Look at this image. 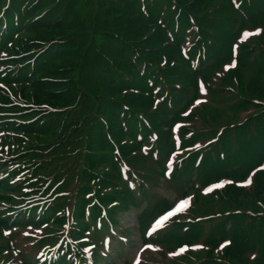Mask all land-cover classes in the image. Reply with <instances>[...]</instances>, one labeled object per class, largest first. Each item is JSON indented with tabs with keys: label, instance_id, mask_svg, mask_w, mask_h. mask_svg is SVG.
<instances>
[{
	"label": "trees",
	"instance_id": "1",
	"mask_svg": "<svg viewBox=\"0 0 264 264\" xmlns=\"http://www.w3.org/2000/svg\"><path fill=\"white\" fill-rule=\"evenodd\" d=\"M77 3L82 15L74 10ZM255 27L261 28L259 35L241 39L243 29ZM234 44L236 66L223 72ZM3 51L7 55L0 56V66L7 73L0 74V81L7 91L0 90V146L9 145L14 152L9 156L16 157L11 164L27 171L34 188L39 185V201L48 199V206L28 207L24 213L38 218L37 225L52 222L54 229H45L38 247L56 242L60 225L68 220L65 212L72 218V240L107 232L108 223H115L111 204L120 207L131 195L120 174L122 162L147 184L157 177L152 166L162 176L163 158L144 159L140 147L155 132L149 155L158 150L167 156L173 149L171 137L162 132L171 111L166 98L171 107L185 99V83L195 90L200 73L211 95L183 131L193 132L185 145L215 139L217 120L227 112V120L237 124L201 150V162L194 166L197 180L202 185L221 178L238 182L264 165V0H0ZM196 56L202 69L191 67ZM216 70L223 74H213ZM216 104L223 109L215 110ZM238 117L241 122H234ZM194 158L172 180L183 181ZM1 182V191H20L9 179ZM249 189L225 187L216 207L222 216L210 227L206 243L229 239L227 261H239L253 249L252 264H264V169L252 176ZM246 205L250 213H235ZM163 208L159 201L155 211ZM14 209L0 210V228L24 218L22 213L11 217ZM4 251L0 242V259ZM64 259L59 256L60 264ZM23 263L36 264L25 258Z\"/></svg>",
	"mask_w": 264,
	"mask_h": 264
},
{
	"label": "rangeland",
	"instance_id": "2",
	"mask_svg": "<svg viewBox=\"0 0 264 264\" xmlns=\"http://www.w3.org/2000/svg\"><path fill=\"white\" fill-rule=\"evenodd\" d=\"M74 10L77 11L79 15H82L84 12L79 3L75 5ZM48 35L49 37L52 36V34L50 33H48ZM36 38L37 36H34V39ZM234 68L235 66H233V69ZM227 71H230V69H228ZM213 74L221 76L223 72L216 70L213 71ZM185 85L186 86L183 90V96L185 97V99H187L188 96L191 95L192 89L188 88L190 87L189 82L185 83ZM199 102H201V100H199ZM208 107L209 106H206L205 108ZM201 108L202 104L193 105L190 113H187L184 118H175V121L190 122V118L195 115L197 116V111L202 110L204 106L202 109ZM163 132L167 133V131ZM12 153L14 152L11 150L9 151L8 149H4L2 146H0V156L7 157V159L3 160L0 163V171L6 170L10 166H12L11 163L16 158L9 157V154ZM155 168L156 165L152 166L151 168L152 173L157 177L151 178L152 188L150 189V193H144L140 196H137L135 198V203L128 202V209L126 210V213L124 215H122L121 213L119 214L118 218L121 221L118 230L114 231L113 234H104V239L99 240L109 241L108 239H111V241H109V249L106 250V253L108 255L115 254L111 260L108 261L104 259L100 264H134V262L137 261L138 253L142 251V249L140 248L141 241L139 239L137 228H143L147 225L149 219L148 215L151 208L154 206L155 201L162 197L166 199L167 202L171 203L172 201H175V198H179L185 192L187 193V190L190 189V185L188 184L195 181L192 172H190L187 175V179L185 180L182 187V183H180V185L177 187H173V183H175L177 180L173 179L172 182L162 181L160 174L156 173ZM18 172L19 170L14 167L7 171L4 177L8 179L11 175L17 174ZM233 183H235V181H233ZM18 194L19 193L16 191L0 190V210L9 204H11L12 206L19 204L20 200L16 199L19 197ZM8 198H12L11 203H8V201L6 200ZM219 199L220 197L215 198V201H219ZM211 202L213 203V201ZM198 207L201 208V205L199 204ZM6 208H8V206ZM139 215H141V217L138 219ZM44 234H46V231L42 227H19L13 223L7 225V228H0V242L1 245L5 248L3 256L0 259V264H24V258L27 260H31L32 257L41 250L36 246V244L38 243L36 238ZM120 236H122V238H119ZM126 238H128L127 242H125ZM165 245L169 246L168 244ZM118 257H120L121 259H118ZM90 264H99V261L98 263L96 261H93Z\"/></svg>",
	"mask_w": 264,
	"mask_h": 264
},
{
	"label": "snow or ice",
	"instance_id": "3",
	"mask_svg": "<svg viewBox=\"0 0 264 264\" xmlns=\"http://www.w3.org/2000/svg\"><path fill=\"white\" fill-rule=\"evenodd\" d=\"M197 103H199V101H197ZM180 203L183 204V201H181ZM149 247H150V245H149Z\"/></svg>",
	"mask_w": 264,
	"mask_h": 264
}]
</instances>
